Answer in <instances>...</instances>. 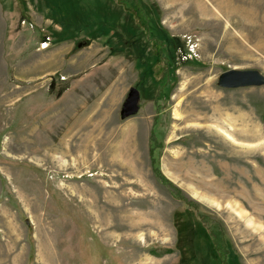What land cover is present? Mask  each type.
<instances>
[{
    "label": "rangeland",
    "instance_id": "1",
    "mask_svg": "<svg viewBox=\"0 0 264 264\" xmlns=\"http://www.w3.org/2000/svg\"><path fill=\"white\" fill-rule=\"evenodd\" d=\"M229 70L264 76V0H0V264H217L200 214L264 264V86Z\"/></svg>",
    "mask_w": 264,
    "mask_h": 264
},
{
    "label": "water",
    "instance_id": "2",
    "mask_svg": "<svg viewBox=\"0 0 264 264\" xmlns=\"http://www.w3.org/2000/svg\"><path fill=\"white\" fill-rule=\"evenodd\" d=\"M224 89H239L264 86V76L255 70H229L224 72L219 80Z\"/></svg>",
    "mask_w": 264,
    "mask_h": 264
},
{
    "label": "trees",
    "instance_id": "3",
    "mask_svg": "<svg viewBox=\"0 0 264 264\" xmlns=\"http://www.w3.org/2000/svg\"><path fill=\"white\" fill-rule=\"evenodd\" d=\"M159 47V45H158ZM162 61L163 59H165L166 57L161 56L160 57ZM158 61V62H160ZM177 197L181 200L183 206H185L184 208L188 209V210H192V211H196L199 212L197 210V207L194 206L193 203L189 202L188 200H186L185 198H182L181 196H179L178 194H176ZM200 218L201 221L204 223V225L206 226V228L209 230H207L209 232V238H210V242L212 243L211 247V252L213 254L216 255V257L218 258V262L217 264H229L228 261V251L226 249V245L223 243V241L220 239V235L217 233V231L214 229V227L212 228L206 221V219L204 218L203 215L200 214Z\"/></svg>",
    "mask_w": 264,
    "mask_h": 264
},
{
    "label": "bare ground",
    "instance_id": "4",
    "mask_svg": "<svg viewBox=\"0 0 264 264\" xmlns=\"http://www.w3.org/2000/svg\"><path fill=\"white\" fill-rule=\"evenodd\" d=\"M46 45V44H45ZM44 47V46H43Z\"/></svg>",
    "mask_w": 264,
    "mask_h": 264
}]
</instances>
